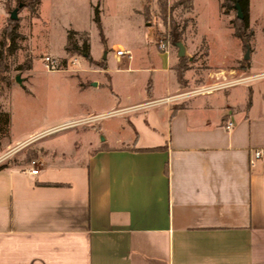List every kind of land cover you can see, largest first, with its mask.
Returning <instances> with one entry per match:
<instances>
[{
  "label": "crops",
  "instance_id": "0c3cea01",
  "mask_svg": "<svg viewBox=\"0 0 264 264\" xmlns=\"http://www.w3.org/2000/svg\"><path fill=\"white\" fill-rule=\"evenodd\" d=\"M199 2L220 7L190 0L194 22ZM149 4L41 0L28 17L29 43L41 40L46 50L58 44L63 54L54 56L68 57L69 30L88 38L89 59L77 65L91 76L80 91L107 88L116 97L79 118L124 112L99 118L118 116V130L99 124L101 139L82 157L51 148L31 167L0 169V264H264V157L250 162L264 148V87L256 86L264 72L212 62L209 45L207 72L195 79L187 69L179 82L176 66L181 57L191 62V50L178 42L168 51L157 47L156 28L144 16ZM107 24L118 41L109 39ZM92 29L103 36L98 55ZM118 45L132 57L116 56ZM231 73L240 77L229 86L177 97L192 82L204 88ZM114 74H122V95L113 90Z\"/></svg>",
  "mask_w": 264,
  "mask_h": 264
},
{
  "label": "rangeland",
  "instance_id": "374dc122",
  "mask_svg": "<svg viewBox=\"0 0 264 264\" xmlns=\"http://www.w3.org/2000/svg\"><path fill=\"white\" fill-rule=\"evenodd\" d=\"M148 2L157 39L168 38L170 46L172 42H178L191 50V62L183 59L182 64L187 69H192L191 74L195 79L207 72L205 54L209 45L212 50V62L224 60L230 66L244 70L245 74L264 72V0L254 1L251 16L249 15V24L254 32L249 40L234 35L230 19L235 16V12L218 13L220 7L213 2L206 7L200 2L197 4L194 10L195 22L186 13L187 4L177 7L176 0H166V8L161 10L157 0ZM17 5L16 0H3L0 5V42L3 41L4 28L10 26L9 14ZM36 6L33 12L26 6L18 9L17 31L21 37L16 38L10 47L5 45L4 58L0 61V165L7 164L18 169L33 166L32 160H36L45 150L49 151L51 148L77 152L78 156H84L89 142L101 139L99 124L102 122H109L111 129L118 130L119 117L115 116L109 120L97 119L67 127L54 133L45 132L69 119H78L86 115L87 111H100L115 95L107 88L81 92V81L86 82L91 75L79 72L77 64L67 65V70H46L43 56L50 55L61 61L62 57L54 55L63 54V50L58 44L52 50H46L41 40L32 39L31 44L29 43L26 26L28 17L35 14ZM107 32L112 42L120 39L113 26L107 24ZM102 39L100 30L92 29L90 43L95 55L99 54ZM37 42L40 43L38 46ZM246 53L248 58L245 59ZM76 56L78 61L82 62V55ZM234 57L240 58L232 61ZM70 58L72 56L68 55L67 61ZM16 76L20 77V83L15 80ZM121 76L122 74H114L113 87L114 92L120 95L127 91L119 85ZM239 77L240 75L235 73L219 80L213 77L209 79L208 85L217 86L216 83H223V80L237 81ZM256 84L264 87V79ZM195 85L196 83L192 82V86H188L183 93L199 89Z\"/></svg>",
  "mask_w": 264,
  "mask_h": 264
},
{
  "label": "trees",
  "instance_id": "16d2710c",
  "mask_svg": "<svg viewBox=\"0 0 264 264\" xmlns=\"http://www.w3.org/2000/svg\"><path fill=\"white\" fill-rule=\"evenodd\" d=\"M17 3H22V6L29 7L30 10L33 12L34 7L40 3L41 0H16ZM219 5L224 14H228L230 11L235 12V16L230 19V24L233 28V33L236 37L241 39L249 40L253 36V29L250 28L249 24V0H218ZM158 6L161 10H165L166 8V0H157ZM190 3V0H178L177 4H187ZM235 4H238L242 10L243 18L239 19L236 17V10ZM18 7V5H17ZM20 8V7H19ZM18 8V9H19ZM144 16L145 19L148 21L151 17L150 7L146 6L144 8ZM10 19V18H9ZM93 21L94 23L99 26V10L97 7L93 10ZM18 20H11L10 19V26L4 28L3 31V41L0 42V61L4 58V47L7 44V47L15 41L16 38L21 37L18 29ZM77 32L69 30L67 32V42L65 45V51L68 53L69 56H73L75 54L82 55L85 58L89 59V44L88 38L86 35H82L79 39L76 37ZM183 57L179 59V63L176 66V75L179 82L184 81V73L187 70V67L183 66ZM63 64H66V58L61 60ZM178 108V107H177ZM173 110H176L173 109ZM8 167L7 164L0 165V169Z\"/></svg>",
  "mask_w": 264,
  "mask_h": 264
},
{
  "label": "built area",
  "instance_id": "2783aa9c",
  "mask_svg": "<svg viewBox=\"0 0 264 264\" xmlns=\"http://www.w3.org/2000/svg\"><path fill=\"white\" fill-rule=\"evenodd\" d=\"M3 3V0H0V5ZM157 47L161 50L164 51H168L170 48V41L168 38H161L157 41ZM114 52L115 55L120 57V56H124L126 55L127 57L131 58V53L129 50H125L122 46H116L114 48ZM43 61V65L46 68L47 71H57V70H67L66 67L68 66H74L78 63V58L76 55L72 56V58H70L69 61H67L66 59V64H63L60 60H58L55 57H52L50 55H44L42 58ZM219 83V84H218ZM232 82H225L223 80V83L221 82H217L216 85L217 86H207L204 88H199L197 90L191 91V92H186V93H182V94H178V96H187L190 95L192 93H196V92H210L214 89H218V88H222V87H226L229 86ZM174 96H171L169 98H173ZM124 112L123 109H116V110H112L110 112H107L105 114L102 115H92V116H87L84 118H78V119H69L55 127H52L53 129H55L56 131L67 128V127H73L79 124H83V123H87V122H91V121H95L97 119H99L102 116H109V115H115V114H120ZM233 127V122L232 121H228L226 122V124L224 125V128L226 130H230ZM51 129V128H50ZM264 157V148L261 149H255L251 152V157H250V162L251 164H253L254 162L262 159ZM33 163V161H32ZM38 172V168H32L29 173L31 174H36Z\"/></svg>",
  "mask_w": 264,
  "mask_h": 264
},
{
  "label": "water",
  "instance_id": "95a60500",
  "mask_svg": "<svg viewBox=\"0 0 264 264\" xmlns=\"http://www.w3.org/2000/svg\"><path fill=\"white\" fill-rule=\"evenodd\" d=\"M19 7H22V3H19V4H18V7L14 8V9L10 12V14H9V18H10L11 20H15V19H17V17H18V16H17V12H18V8H19ZM235 10H236V17L239 18V19H242V18H243V13H242V10H241V8H240V6H239L238 4H235ZM182 49H183V46L180 44V50H182ZM244 58H245V59L248 58V54H247V53L245 54ZM15 80H16L18 83L21 82V79H20L19 76H16V77H15Z\"/></svg>",
  "mask_w": 264,
  "mask_h": 264
},
{
  "label": "bare ground",
  "instance_id": "6f19581e",
  "mask_svg": "<svg viewBox=\"0 0 264 264\" xmlns=\"http://www.w3.org/2000/svg\"><path fill=\"white\" fill-rule=\"evenodd\" d=\"M45 132H47V133H54V132H56V130L53 129V128H51V129L46 130Z\"/></svg>",
  "mask_w": 264,
  "mask_h": 264
}]
</instances>
